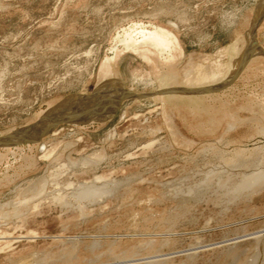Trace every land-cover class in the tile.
<instances>
[{
    "label": "rangeland",
    "instance_id": "rangeland-1",
    "mask_svg": "<svg viewBox=\"0 0 264 264\" xmlns=\"http://www.w3.org/2000/svg\"><path fill=\"white\" fill-rule=\"evenodd\" d=\"M260 1L0 0V135L102 84L228 82L253 24L257 50L219 91L126 98L0 147V264H264Z\"/></svg>",
    "mask_w": 264,
    "mask_h": 264
},
{
    "label": "water",
    "instance_id": "water-1",
    "mask_svg": "<svg viewBox=\"0 0 264 264\" xmlns=\"http://www.w3.org/2000/svg\"><path fill=\"white\" fill-rule=\"evenodd\" d=\"M255 24L252 25L251 31ZM251 47H247L242 58L252 54ZM235 78L232 77L228 82L210 85L206 87L182 88L169 87L150 92L137 93L125 86L119 85L118 89H113L108 84H102L94 89L90 94H77L70 96L65 104L61 102L54 109L49 111L50 114L43 115L38 121L12 130L0 135V147L14 146L24 143H37L48 133L52 132L55 127L62 123L82 122L81 119L94 114L96 111H102L104 103L109 101L115 111L126 98H146L158 94L183 93V94H207L219 91L226 87ZM114 111V112H115Z\"/></svg>",
    "mask_w": 264,
    "mask_h": 264
},
{
    "label": "bare ground",
    "instance_id": "bare-ground-1",
    "mask_svg": "<svg viewBox=\"0 0 264 264\" xmlns=\"http://www.w3.org/2000/svg\"><path fill=\"white\" fill-rule=\"evenodd\" d=\"M262 2H264V0H261L260 1V4H262ZM264 5V4H263ZM260 6V5H259ZM261 7V6H260ZM259 7V8H260ZM263 7V9H264V6H262ZM262 7L257 11V9H256V11H257V13H256V16H257V14H258V16L260 15V16H262L263 14H262ZM258 8V7H257ZM139 34L141 35V39L140 40H142V41H145V40H147V41H149L150 43H151V45H154V46H158V45H164V44H166V42L168 41V38H167V36H166V33L165 32H163V31H159V30H153V31H148V30H146V29H140V31H139ZM250 36H252V39H251V41H250V43L248 42V47L250 48L251 47V51H253V54H254V50L256 49V47H255V40H254V34L252 33V31L250 30ZM132 40V39H131ZM146 41V42H147ZM131 42H133V40L131 41ZM135 42H139L138 40L137 41H135ZM136 43V44H137ZM144 43V42H143ZM146 44V43H145ZM159 47V46H158ZM157 47V48H158ZM255 51H257V50H255ZM264 53V52H263ZM252 55V54H251ZM250 55V56H251ZM241 56V55H240ZM250 56H248V57H246V58H240L239 60H235L234 61V63L233 64H231L230 65V67H229V69H228V71H229V73H230V71H233L232 73L233 74H231V76L230 77H228V80L229 79H231V77L233 76V75H235L242 67H243V65L246 63V61L249 59V57ZM243 57V56H242ZM236 58V57H235ZM111 59L112 58H110L109 59V61H107L106 63L107 64H109V62L111 61ZM227 74H228V72H227ZM226 80H224V81H222L221 82V84L223 83V82H225ZM227 82V81H226ZM205 84V83H204ZM203 84V85H204ZM217 84H219V83H217ZM201 86V85H200ZM115 87V86H114ZM114 87H113V89H114ZM178 88V87H177ZM117 89H118V87H117ZM119 89H120V87H119ZM118 89V90H119ZM68 98L69 97H67L66 99H64V102L62 103V104H65L66 103V101L68 100ZM109 103V101L107 102H105L104 103V105H103V107H101L100 109L102 110V111H96L94 114H92V115H90V116H87V117H85V118H82L81 119V123H87V122H89V121H101V120H103L105 117H109V116H111L113 113H114V109L112 108L113 106L111 105V104H108ZM114 108H115V106H114ZM50 111V110H49ZM49 111L47 112V113H45L44 115L46 116V115H48V114H50L49 113ZM24 144H31V143H24ZM18 145H21V144H18ZM14 146H17V145H14ZM10 147V146H9ZM15 148V147H14ZM94 158H83V159H81V163H85V164H91V163H93V162H95V160H93ZM98 162V161H97ZM97 162H95V163H97ZM70 163V162H69ZM71 165H73V166H77L76 164H74V163H71ZM73 166H71V167H73ZM252 179H254V177H252ZM260 180V177H258V178H256V180ZM86 186V185H85ZM84 187V186H83ZM84 189V188H83ZM81 193H83V191L81 192ZM79 194V193H78ZM86 195V194H85Z\"/></svg>",
    "mask_w": 264,
    "mask_h": 264
}]
</instances>
